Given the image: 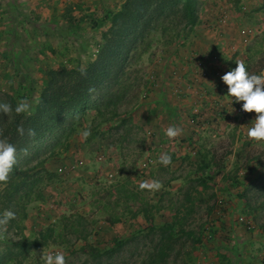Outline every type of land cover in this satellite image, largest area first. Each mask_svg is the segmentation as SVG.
<instances>
[{"label":"rangeland","instance_id":"rangeland-1","mask_svg":"<svg viewBox=\"0 0 264 264\" xmlns=\"http://www.w3.org/2000/svg\"><path fill=\"white\" fill-rule=\"evenodd\" d=\"M123 1L0 0V91L27 99L31 104L29 114L34 113L49 80L47 71L60 66L85 67L92 62L110 26L107 14ZM214 1L198 0V24L203 17L205 20L206 10ZM220 13L233 15L246 43L241 60L249 74L259 75L264 68V0H226L213 17ZM249 27L254 36L245 41L242 31ZM196 32L195 27L190 36ZM178 42L174 39L171 45ZM171 45L156 43L143 59L134 61L119 115L97 112L106 95L100 88L81 107L65 112L63 122L33 146L23 163L45 158L53 177L42 188L50 186L59 193L41 204L39 212L52 211L57 218L38 222L32 214L37 207L34 205L44 199L32 202L22 221V233L8 227L0 232V258L10 245L6 239L22 234L35 238L51 225L62 227L65 216L82 214L88 219V240L95 246L109 249L116 239L124 242L105 264H141L145 252L159 242L162 227L174 221L175 251L168 264H190L197 259L210 264H264V142L238 137L235 120L218 126H194L189 122L190 115H198L200 109L188 104L174 112L164 108L159 113L186 119V142L192 141L194 131L199 129L201 134L193 141L200 146L199 152L191 155L183 151V168L172 172L175 140L166 138L163 148H156L158 153L153 150L152 127L143 120L140 105L148 94L154 95L157 67L163 51ZM220 48L217 44L214 50ZM228 59L232 70L236 62ZM137 99L132 115L120 114L131 109ZM85 130L91 133L87 138L82 136ZM100 153L110 158L100 161ZM164 154L171 156L167 167L159 162ZM78 157H83L85 164L62 176L58 167L74 165ZM110 172H115L113 178L108 176ZM176 175L183 177L180 184L171 182ZM145 180H158L162 188L141 191L139 184ZM138 214L142 217H136ZM114 219L118 223L111 231L109 221ZM68 239L70 242L62 245L41 246L23 258L22 264H44L43 249L50 254L62 252L66 264H94L81 248L82 240L76 235Z\"/></svg>","mask_w":264,"mask_h":264},{"label":"trees","instance_id":"trees-1","mask_svg":"<svg viewBox=\"0 0 264 264\" xmlns=\"http://www.w3.org/2000/svg\"><path fill=\"white\" fill-rule=\"evenodd\" d=\"M198 0H125L120 6L107 14L110 26L98 43V54L85 67L68 68L60 66L47 71L49 80L43 88L34 113L17 115L15 107L20 101L18 96L0 91V103L12 106V113H0V138H6L17 149L18 163L14 166L6 184L0 183V214L11 210L16 218L7 225L21 233L22 221L27 216L28 206L44 199L43 184L52 179V173L45 165V158L37 157L35 161L23 159L40 140L45 139L63 122V114L71 109L81 107L94 93L102 88L106 95L99 102L96 110L101 115H119L125 101L128 79L134 61L143 59L151 52L156 43L171 45L174 39L183 43L198 25ZM86 70V75L81 74ZM138 105V99L131 109H125L121 115H132ZM110 109V113L107 111ZM23 125V136L17 129ZM34 129L36 136L27 135L28 129ZM27 149V154L24 153ZM147 210V209H146ZM144 210L145 214L147 211ZM62 227L51 225L41 230L35 238L22 234L20 238H8L10 244L0 258L1 264H10L22 259L34 250L50 245L69 243L71 235H76L84 244L82 249L94 264H105L120 251L124 242L116 239L114 246L102 249L88 240L87 217L82 214L64 217ZM117 219L110 220L114 223ZM176 221L164 225L159 242L149 251L141 264H168L175 251Z\"/></svg>","mask_w":264,"mask_h":264},{"label":"crops","instance_id":"crops-1","mask_svg":"<svg viewBox=\"0 0 264 264\" xmlns=\"http://www.w3.org/2000/svg\"><path fill=\"white\" fill-rule=\"evenodd\" d=\"M214 2V5H210L209 9L206 10V12L209 11V13L205 16V20L203 17L202 21L196 26V33L192 34L184 43L179 41L163 51L161 63L157 67L156 72L158 81L152 91L154 95L151 96L148 94L150 96L147 95L140 105V114L143 116V120L151 124V132L155 144L153 150H157V153L159 150L156 148H163V143L167 141L166 138H168L165 134L166 129L170 127L169 125L166 126L167 122L168 124L170 123L171 126H176L183 130L181 135L172 139V141L175 140L173 145L174 152L172 153L174 158L171 164L172 172L179 167L183 168L184 159L181 157L183 151L189 152L191 155H195L199 152L200 146L196 145L193 141L196 137L198 138L200 136L201 132L199 129H196L193 133L194 135H192L194 139L192 141L189 139V143L186 142L187 139L185 138L187 133L185 126H183V124H186V119L182 120L181 116L176 119L175 115L170 114L160 115L162 113H159L160 110L166 108V110L174 112L190 104L191 106L193 105L196 110L200 109L198 115H190L191 119L189 122L192 125L200 124L201 126L203 124L204 126H218V124L224 125V123L232 122L229 116L226 115V112L231 113L232 111V106L230 104L231 99L226 97L228 86L222 83L221 77L231 70V61L230 59L227 60V58H234V62L237 60L242 61L240 56L243 55V49L245 50L246 43L244 44L242 42L240 29L237 23L233 21L232 14L229 17L226 15L228 17V23L224 26L223 33L213 32L206 27L208 20L213 17L216 8L221 7L226 0H215ZM219 2L222 5H216ZM220 9L223 10L222 12L226 13L224 8ZM217 44H221L220 49L222 51L220 50L217 52L214 50ZM197 58L203 59L209 75L207 78H200V83H197L194 92L187 91L185 90L187 89L185 85L189 81L191 82L195 76L194 61ZM177 82L183 85L185 92L183 93L184 96H180L174 91L173 87ZM148 88L150 89V86ZM221 109H224L223 113ZM163 120H165V123ZM235 121L236 123H234V126L237 127L238 137H248L247 132L249 127H251V123L246 120L241 121L239 118H236ZM196 131H198V134H196ZM106 158L109 159L110 156L108 155ZM204 166V168L209 167V164ZM182 179V176L176 175L171 182H178L180 184ZM43 189L44 200L34 205L37 207L33 210L34 212L32 214L36 215L38 222L56 221V214L54 215L52 211L50 214H41L39 212V206L49 199L57 198L59 193L55 192L50 186H47V188L43 187ZM136 217L140 218L142 214H138ZM109 223L113 226L110 228L112 231L115 229L114 225L118 222Z\"/></svg>","mask_w":264,"mask_h":264},{"label":"clouds","instance_id":"clouds-1","mask_svg":"<svg viewBox=\"0 0 264 264\" xmlns=\"http://www.w3.org/2000/svg\"><path fill=\"white\" fill-rule=\"evenodd\" d=\"M236 67L226 74L221 79L228 86V92L226 97L233 98L236 103L243 102L242 110L247 113L255 112L258 115L252 121L251 127H249L247 136L249 139L255 142H264V72L259 75L249 74L246 70V65L243 61L237 60ZM81 74L86 75V70L81 69ZM95 92L94 88L89 89V93ZM31 104L27 99H22L17 103L15 107V113L17 115L29 113ZM13 109L8 103H0V113L10 115ZM17 131L21 136L25 134V129L21 125ZM182 129L176 126H170L166 129L165 134L169 139H173L182 134ZM3 133L0 132V136ZM27 135L35 137L36 132L34 129H28ZM91 133L89 130L82 132V136L87 138ZM27 154V149L23 150ZM159 162L165 167L171 164V156L164 154L159 158ZM18 163L17 149L9 143L6 138H0V183L6 184L10 178L14 166ZM162 188V184L158 180L143 181L139 184L141 191H159ZM16 218V214L11 210H5L0 214V232L6 231L7 225L11 220ZM41 259L44 264H66L65 255L57 251L55 254H50L43 249Z\"/></svg>","mask_w":264,"mask_h":264},{"label":"built area","instance_id":"built-area-1","mask_svg":"<svg viewBox=\"0 0 264 264\" xmlns=\"http://www.w3.org/2000/svg\"><path fill=\"white\" fill-rule=\"evenodd\" d=\"M228 23V18L225 14H216L214 17H212L208 23L206 24V27L211 29L213 32L216 33H221L223 31L224 26H226ZM242 33L244 34V39L245 41H249L251 38H253L254 36V31L252 28H245ZM194 65H195V76L193 78V80H191V82L189 81L188 83H186L185 87L187 89V91H195V88L197 86V83H200L199 80L200 78H207L208 77V70H206L205 68V63L203 61V59L201 58H197L194 61ZM264 72V71H263ZM175 73V72H174ZM174 91L177 94H183L184 92V87L180 82H177L174 86ZM231 99V98H230ZM230 104L232 106L231 108V113L226 112V115L229 116L230 120L233 121L235 120V118H239L241 121L246 120L249 123H252V121L256 118V116L258 115L255 112L252 113H247L245 111L242 110V106H243V102H239L236 103L235 99L233 98V103L230 101ZM221 112H224V109H221ZM196 134H198V131H196ZM197 136V135H196ZM197 138V137H196ZM196 140V139H195ZM100 161H104L106 160V155L105 153H100L98 156ZM86 161V160H85ZM84 158L83 157H78L77 161L74 165H61L58 167V171L62 176H68L71 172H73V169L76 166L79 165H84L85 164ZM108 176L110 177H114L115 176V172H110L108 174ZM221 207L225 206L224 204L220 205ZM241 220H243L244 218L241 217ZM190 264H210L209 261L205 260V259H197L194 262L190 263Z\"/></svg>","mask_w":264,"mask_h":264}]
</instances>
